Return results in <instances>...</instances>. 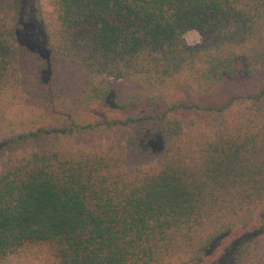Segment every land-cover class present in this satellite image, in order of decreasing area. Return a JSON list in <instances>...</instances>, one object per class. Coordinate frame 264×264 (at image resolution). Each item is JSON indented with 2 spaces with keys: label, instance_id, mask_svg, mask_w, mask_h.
Segmentation results:
<instances>
[{
  "label": "trees",
  "instance_id": "trees-1",
  "mask_svg": "<svg viewBox=\"0 0 264 264\" xmlns=\"http://www.w3.org/2000/svg\"><path fill=\"white\" fill-rule=\"evenodd\" d=\"M21 7L0 0V264H264V0H43L45 56Z\"/></svg>",
  "mask_w": 264,
  "mask_h": 264
},
{
  "label": "rangeland",
  "instance_id": "rangeland-1",
  "mask_svg": "<svg viewBox=\"0 0 264 264\" xmlns=\"http://www.w3.org/2000/svg\"><path fill=\"white\" fill-rule=\"evenodd\" d=\"M42 5L43 0H22L19 19L21 29L18 31L17 39L21 46H26L29 50L45 56L44 39L38 28L39 10L42 8ZM185 40L188 44L195 45L202 43L205 39L196 32H188L185 35ZM144 147L150 148L154 152H158L160 143L159 141L150 138L146 140ZM229 255L224 254L222 261L217 264H230Z\"/></svg>",
  "mask_w": 264,
  "mask_h": 264
}]
</instances>
